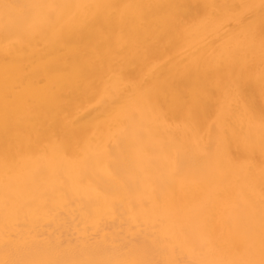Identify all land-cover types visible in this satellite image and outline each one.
I'll return each instance as SVG.
<instances>
[{
    "label": "snow or ice",
    "instance_id": "obj_1",
    "mask_svg": "<svg viewBox=\"0 0 264 264\" xmlns=\"http://www.w3.org/2000/svg\"><path fill=\"white\" fill-rule=\"evenodd\" d=\"M119 27L136 43L142 31L190 40L210 31L212 43L188 51L167 75L153 73L134 81L121 70V60L105 69L102 98H111L113 125L131 138L137 155L152 151L151 138L160 126L169 129L166 106L184 114L167 142L170 166L162 188L141 205L125 210L116 195L105 197L97 215L120 221L118 231H82L72 240L31 232L20 235L7 228L0 236V264H264V105L257 111L249 88L264 99V0L209 3L194 12L191 5L120 3L112 0H0V45L4 52V84L0 126L5 133L0 151V211L5 220L18 219L35 201L22 198L24 189L43 187L39 207H51L64 185L44 186V168L26 171L22 161L45 158L50 152L88 167L107 155L102 143L81 144L71 124L42 127L36 120L33 85L20 57L30 49L59 45L74 34ZM144 55H147L145 50ZM69 76L83 86L82 71ZM196 77L190 91L180 82ZM128 81L127 83H125ZM43 83V82H41ZM48 95L51 89L42 88ZM201 106L215 109L211 123L201 119ZM155 122H145V116ZM257 154L259 161L257 162ZM117 166L126 163L116 157ZM200 197L189 199V192ZM225 193L231 196L225 199ZM187 201V203H186ZM223 202L226 221L217 227L213 202ZM177 234L182 241L173 240ZM187 258L181 261L176 255Z\"/></svg>",
    "mask_w": 264,
    "mask_h": 264
},
{
    "label": "bare ground",
    "instance_id": "obj_2",
    "mask_svg": "<svg viewBox=\"0 0 264 264\" xmlns=\"http://www.w3.org/2000/svg\"><path fill=\"white\" fill-rule=\"evenodd\" d=\"M23 2V0H22ZM55 2H78V0H55ZM107 2V0H104ZM120 3H172L191 5L194 12L202 11V6L209 3L236 4L245 0H112ZM258 3V0H255ZM136 43L125 47L129 37L122 35L119 27H110L103 32L91 30L83 34H74L59 45L41 46L30 49L20 57L27 68L28 83L33 85L32 92L37 97L35 116L37 122L44 128L49 126L58 130L64 124H71L83 145L94 147L102 143L107 149V155L94 159L88 167H83L71 160H65L59 154L50 152L45 158H33L22 161L26 171L44 168L48 175L42 182L44 186H52L60 181L65 192L58 193L51 207L55 210L39 207L43 198V187L24 189L22 198L25 201H35L32 208H25L18 219L5 220L0 211V236L7 228L20 235L40 233L44 237H54L58 240H72L79 237L82 231L92 229L105 233L118 231L120 221L107 215H97V208L105 197L116 195V203L122 204L125 210L133 205H141L153 196V190L162 188L164 174L170 166L167 142L175 131V126L184 120V114L178 105L165 107L169 129L160 126L158 135L151 138L152 151L137 155L133 149L130 137L122 135L113 125L115 110L111 98H102L101 82L105 69L115 61L121 60V70L134 81L155 73L167 75L174 65L182 58L185 49L196 51L205 44H211L214 36L210 31L198 33L190 40L191 47L183 40L171 42V36L154 33V30L142 31L136 38ZM147 55H144V51ZM82 71V80L91 82L94 87L83 86L79 80L69 76L71 69ZM197 78H185L180 82V88L188 92L195 85ZM126 81L125 83H127ZM43 82V83H41ZM4 84V52L0 45V109H2V93ZM47 87L51 93L44 95L41 89ZM249 97L259 111L264 105L259 88L255 85L249 88ZM201 119L211 123L215 109L211 106H201ZM145 122H155L153 116H145ZM5 133L0 126V151L3 150ZM116 157L126 161L122 166L115 163ZM259 154H257V162ZM2 178V173H0ZM199 191L189 192V199L199 198ZM231 196L225 193V199ZM187 203V201H186ZM210 212L215 213L216 224L223 231L226 215L223 202H213ZM182 236L173 237L180 243ZM184 255H176L175 259H186Z\"/></svg>",
    "mask_w": 264,
    "mask_h": 264
}]
</instances>
